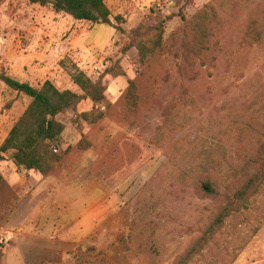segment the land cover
Segmentation results:
<instances>
[{"label": "rangeland", "instance_id": "obj_1", "mask_svg": "<svg viewBox=\"0 0 264 264\" xmlns=\"http://www.w3.org/2000/svg\"><path fill=\"white\" fill-rule=\"evenodd\" d=\"M129 2L107 0L122 34L58 17L65 28L52 36L51 9L0 0V74L40 88L49 74L33 66L45 58L66 69L58 88L81 94L69 74L77 64L36 53L72 49L73 35L101 49L95 62L106 67V101L59 117L63 161L47 176L53 197L75 205L76 237L63 221L55 240L24 243L37 264H264V187L235 206L264 145V0H155L133 19ZM29 104L0 81V146ZM29 189L0 185V224Z\"/></svg>", "mask_w": 264, "mask_h": 264}, {"label": "trees", "instance_id": "obj_2", "mask_svg": "<svg viewBox=\"0 0 264 264\" xmlns=\"http://www.w3.org/2000/svg\"><path fill=\"white\" fill-rule=\"evenodd\" d=\"M32 5L51 9L56 15L69 17L77 22L92 25H106L123 33L122 19L117 22L107 5V0H27ZM116 22V24L114 23ZM120 22V23H119ZM70 77L81 94L71 90H61L52 81H46L40 88L23 83L9 74H0V81L10 90L30 99V104L22 117L15 123L8 137L0 146V163L11 161L24 174H38L47 177L62 164L63 156L55 152L62 144L65 124L59 119L65 113L78 111L80 105L90 100L95 105L106 101L102 74L96 83L87 75L74 68ZM87 120V115H83ZM0 173V185L4 183ZM204 190L216 193L210 182L203 184ZM264 187V145L253 150V159L246 167L245 183L237 193L235 206L246 207L249 200L261 193ZM230 210L218 219L222 224Z\"/></svg>", "mask_w": 264, "mask_h": 264}, {"label": "crops", "instance_id": "obj_3", "mask_svg": "<svg viewBox=\"0 0 264 264\" xmlns=\"http://www.w3.org/2000/svg\"><path fill=\"white\" fill-rule=\"evenodd\" d=\"M129 1L127 9L133 19L137 14H145L144 12L146 11V8L155 0ZM58 17L61 18L65 16L54 14L47 25L48 30L50 28L52 36L57 35L53 31H57L59 27L60 32L65 28V25H63L62 22H59ZM91 37L99 40L100 37L97 29L95 35H92ZM75 39L74 35L69 38V41H72V49H37L36 53L38 55L40 53L45 55V53L50 52L54 56H59L61 54L60 61H57V65L61 60L69 59L77 64L76 66L80 72L87 75V77L93 81L91 77L93 76L94 68L98 65L95 61L99 58L97 52L101 51V49L84 48V43ZM106 41L107 40H104L103 45L100 47L97 46V48L105 47L108 44ZM63 55H65V57ZM47 57L50 58V55H47ZM46 60L47 59L44 58L42 63L37 64V67L32 65L34 68L33 70L38 71L40 74H42V72L43 74H49V77L45 79V82L52 81L57 87L61 88L63 85L59 82L56 83L55 80L59 79L61 77L60 72L62 73L66 71V69L59 64L57 66L58 68L55 69L56 71H52V67H50L49 64H46ZM97 77L100 76L96 75L95 78ZM80 108H82V106ZM65 136L66 132L63 137L65 138ZM0 173L4 178V183H7L8 186L14 187L19 183H27L30 188L27 199L22 200L13 210V215L11 214L5 217L0 224V228L5 231L9 238V244L3 252V264H37L39 262L37 250L33 249L31 245L25 244L23 241L24 238L55 240L56 237H60L59 232V234H54V231H56L55 229L58 227V230L63 221L70 223L73 221V228L70 226L69 235L67 236L71 239L72 235H76L78 229L75 217L76 214H74L76 210L74 207L75 205L66 202V205L62 206L58 201V198L53 197L52 191L59 189V187L51 177H43L38 174H31L29 176L22 175L18 172L17 167L8 160L0 163ZM68 193L71 194V190H69ZM72 213L74 216H71ZM73 217L74 220H70ZM16 227L22 230L19 233H14L13 229ZM34 244H36V242H34Z\"/></svg>", "mask_w": 264, "mask_h": 264}, {"label": "built area", "instance_id": "obj_4", "mask_svg": "<svg viewBox=\"0 0 264 264\" xmlns=\"http://www.w3.org/2000/svg\"><path fill=\"white\" fill-rule=\"evenodd\" d=\"M105 64L101 63L100 65H96L94 68L93 76L91 77L93 79V82H97L99 80V77L95 78L96 75L99 76L102 74L105 70ZM56 153H58V149L55 150ZM9 244V238L8 235L5 233L3 229L0 228V252H4Z\"/></svg>", "mask_w": 264, "mask_h": 264}]
</instances>
